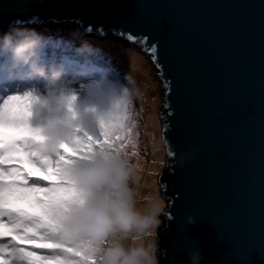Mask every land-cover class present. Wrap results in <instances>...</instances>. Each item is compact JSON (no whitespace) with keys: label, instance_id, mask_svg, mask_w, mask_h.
Masks as SVG:
<instances>
[{"label":"water","instance_id":"obj_1","mask_svg":"<svg viewBox=\"0 0 264 264\" xmlns=\"http://www.w3.org/2000/svg\"><path fill=\"white\" fill-rule=\"evenodd\" d=\"M12 22L147 48L163 87L159 264H264V0H0V30Z\"/></svg>","mask_w":264,"mask_h":264},{"label":"clouds","instance_id":"obj_2","mask_svg":"<svg viewBox=\"0 0 264 264\" xmlns=\"http://www.w3.org/2000/svg\"><path fill=\"white\" fill-rule=\"evenodd\" d=\"M49 46L50 41L34 31L17 29L0 37V71L13 79L39 83L54 109L50 119L36 120L47 138L42 147L50 153L76 128H90L114 112L123 94L131 100L132 90L94 63L98 50L86 42L59 59L48 57ZM68 173L84 197L82 203L64 210L62 232L70 239L104 242L100 264H159L157 229L162 210L154 199L144 210L138 209L130 187L134 168L128 159L97 153L90 161L72 165ZM186 219L195 223L193 216ZM200 260L198 251L190 253V264Z\"/></svg>","mask_w":264,"mask_h":264},{"label":"snow or ice","instance_id":"obj_3","mask_svg":"<svg viewBox=\"0 0 264 264\" xmlns=\"http://www.w3.org/2000/svg\"><path fill=\"white\" fill-rule=\"evenodd\" d=\"M13 80L6 75L0 87V264H100L104 242L61 230L64 210L84 197L68 169L97 153L127 158V147H135L132 101L123 94L114 112L76 128L49 153L36 124L54 112L45 90L13 87Z\"/></svg>","mask_w":264,"mask_h":264},{"label":"rangeland","instance_id":"obj_4","mask_svg":"<svg viewBox=\"0 0 264 264\" xmlns=\"http://www.w3.org/2000/svg\"><path fill=\"white\" fill-rule=\"evenodd\" d=\"M41 37L50 41L45 50L49 58L59 59L62 55H71L79 47L75 39L76 28L72 23L48 24L30 27ZM23 30L19 28H11ZM73 39V40H71ZM84 42L98 50L93 58L110 72V78L119 81L132 90L135 147L126 149L127 159L134 168L130 187L136 193L137 207L144 210L149 200H156L161 210L165 201L160 196L158 175L165 163V149L161 143V123L159 105L162 103V82L156 76L158 72L151 55L139 47L129 45L111 34L95 36L88 34ZM75 42V43H74ZM62 50V51H61ZM6 73L0 71V87L5 83ZM13 87L36 86L37 82L21 79L12 81Z\"/></svg>","mask_w":264,"mask_h":264},{"label":"bare ground","instance_id":"obj_5","mask_svg":"<svg viewBox=\"0 0 264 264\" xmlns=\"http://www.w3.org/2000/svg\"><path fill=\"white\" fill-rule=\"evenodd\" d=\"M17 23H19V22H17ZM50 23H52V22H50ZM63 23H66V22H63ZM20 27L23 29V30H28V31H36V30H34V29H32V28H30V27H32V26H36V25H38L37 23H35L34 22V24L33 23H29V22H21L20 24ZM39 26V25H38ZM41 27V26H40ZM11 28H16V26H15V22H12L11 24H9V28L8 29H5L4 31H1L0 30V37H3L5 34H8V33H11V32H13L14 30H16V29H11ZM38 33V32H37ZM90 34H94V33H90ZM107 34H111V35H113V36H116L117 38H119V39H121V41H124L125 43H127V44H129V45H132V44H130L129 43V40L126 38V37H124V36H120V35H115V34H113L112 32H109V33H107ZM106 35V34H105ZM75 40L76 41H79V42H77V45H82L83 43H85L82 39H80L79 37H77L76 35H75ZM71 40H73V39H71ZM75 43V42H74ZM132 46H136V47H139L140 49H143L144 51H146L147 53H149V51L147 50V48H144V46H138L137 44L136 45H132ZM62 51V50H61ZM150 54V53H149ZM151 55V54H150ZM150 58H152V55H151V57ZM152 60V59H151ZM157 76V75H156Z\"/></svg>","mask_w":264,"mask_h":264}]
</instances>
